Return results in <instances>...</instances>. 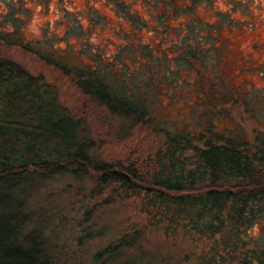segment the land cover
<instances>
[{"label":"rangeland","instance_id":"1","mask_svg":"<svg viewBox=\"0 0 264 264\" xmlns=\"http://www.w3.org/2000/svg\"><path fill=\"white\" fill-rule=\"evenodd\" d=\"M1 1L10 10L21 3L24 40L49 39L42 50L62 57L73 70H95L120 95L133 92L153 111L154 127L190 135L210 127L211 134L249 140L264 134V0ZM0 51L56 89L59 102L85 122L101 160L158 152L162 140L152 129L130 130L112 119L73 80L35 55L18 47ZM98 187L92 175L65 174L33 199L29 211L55 264H93L98 250L131 228L143 232L149 257L161 253L152 264L194 259L187 239L165 236L146 223L137 202ZM184 253L189 263L183 262Z\"/></svg>","mask_w":264,"mask_h":264},{"label":"trees","instance_id":"2","mask_svg":"<svg viewBox=\"0 0 264 264\" xmlns=\"http://www.w3.org/2000/svg\"><path fill=\"white\" fill-rule=\"evenodd\" d=\"M19 5L10 10L1 1L6 12L0 13V48L35 55L73 80L112 119L130 130L146 126L162 141L154 156L101 160L85 122L59 102L56 89L0 51V264H55L29 207L52 179L79 173L137 202L146 223L165 236L187 239L194 259L184 253L183 262L264 264V134L249 140L211 134L210 127L196 135L154 127L153 111L133 92L120 95L95 70H73L42 50L49 39L24 40L26 14ZM113 200L111 195L107 202ZM142 233L131 228L110 240L93 264H152L161 253L148 256Z\"/></svg>","mask_w":264,"mask_h":264}]
</instances>
